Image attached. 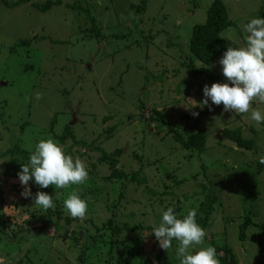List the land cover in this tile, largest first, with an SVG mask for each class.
Instances as JSON below:
<instances>
[{
	"label": "rangeland",
	"instance_id": "rangeland-1",
	"mask_svg": "<svg viewBox=\"0 0 264 264\" xmlns=\"http://www.w3.org/2000/svg\"><path fill=\"white\" fill-rule=\"evenodd\" d=\"M46 1L11 8L0 3L4 264H116L118 258L154 264L160 251L180 264L177 242L161 249L152 225L168 207L178 217L196 209L202 218L200 204L212 195L217 203L200 247L213 242L225 246L235 264H264V164L257 159L264 154V122L256 124L250 112H225L210 100L209 106L194 105L204 99V85L226 82L219 64L223 54L210 67L214 80L192 81L185 68L192 29L204 23L214 1L225 6L231 22L221 38L227 47H244L243 26L264 18V0H145L141 15L134 10L142 0H58L60 6L44 13L32 5ZM70 4L81 11L68 9ZM38 92L42 98L36 100ZM257 107L264 113V105L253 102ZM67 128L86 146L70 140L60 144L49 133L60 136ZM185 129L206 136L202 155L182 149L169 133ZM223 129H240L255 147L238 149L224 139ZM49 138L84 161L88 179L64 189L40 188L30 180L32 196L24 198L17 173L27 161L17 153L2 154L17 145L29 158L36 143ZM97 148L106 155L122 150L117 168L128 175L126 181H107L108 167L97 162ZM132 173L144 184L129 181ZM37 191L52 195V209L45 212L34 204ZM73 191L88 204L83 221L63 207ZM245 217L251 224L239 240ZM124 225L139 229L128 232ZM113 227L120 229L117 235Z\"/></svg>",
	"mask_w": 264,
	"mask_h": 264
},
{
	"label": "clouds",
	"instance_id": "clouds-1",
	"mask_svg": "<svg viewBox=\"0 0 264 264\" xmlns=\"http://www.w3.org/2000/svg\"><path fill=\"white\" fill-rule=\"evenodd\" d=\"M243 30L246 33V45L227 47L219 60L226 82L204 85V99L199 105L194 101V105L209 106L210 100L213 105H223L225 112H250V119L260 124L264 122V113L259 107L253 108V102L264 105V18L250 19ZM41 98V93L35 94L36 100ZM191 114L193 117L199 115L198 112ZM257 159L260 164H264V154ZM17 175L23 186L21 196L29 198L32 196L30 180H34L40 188L55 186L57 189H64L83 184L88 179V170L79 156L73 158L66 154L63 145L49 138L36 143L28 164L21 165V171ZM34 204L46 212L54 207L53 197L46 192L37 191ZM63 207L68 215L80 221L84 220L88 210L87 202L76 191L67 196ZM196 216V209H190L186 215L178 218L174 209L168 207L162 212L159 224L152 225V234L163 250L168 251L172 248L173 241L177 242L175 255L180 264H220L215 247H200L207 233L197 223ZM0 264H4L2 258Z\"/></svg>",
	"mask_w": 264,
	"mask_h": 264
},
{
	"label": "trees",
	"instance_id": "trees-1",
	"mask_svg": "<svg viewBox=\"0 0 264 264\" xmlns=\"http://www.w3.org/2000/svg\"><path fill=\"white\" fill-rule=\"evenodd\" d=\"M29 2V0H17L16 2L10 4L6 0H0V3L5 7L11 8L14 6L22 5ZM146 1L142 0L140 5L136 6L134 10V15H141L146 7ZM33 7L40 12L49 11L52 6H60V1H50L47 0L44 4H32ZM66 7L70 10L81 11L80 8L75 6V4L66 5ZM231 25V22L228 18L227 10L225 6L220 1H214L206 12V18L203 24L195 25L192 29L191 37L189 40L188 46V56L186 60L188 63L185 68L186 75L192 80L195 81L200 77H205L207 79L214 80L217 76H214L210 67H212L218 58L226 51L227 42L221 38V33L228 29ZM194 62H198L200 67L197 68L194 66ZM190 84V83H189ZM159 120H163L158 112H154ZM53 122L50 126H53ZM52 134L53 139L60 144H64L65 141L70 140L76 146L85 147L86 144L77 142L73 139V135L70 131L65 129V131L57 136L53 132H49ZM170 134L173 135L174 141L184 150H189L197 153L198 156L202 155L205 151L206 144V136L199 130H184L183 134H179L177 132L169 131ZM222 136L227 141L233 143L238 149L241 150H249L251 151L255 144L252 140L244 139L242 137V133L240 129L229 130L223 129ZM97 151L100 153V157L97 162L99 164H105L108 167L109 174L107 176V181L113 182V180L126 181L128 179V175L123 172L121 169L117 168L118 159L122 155V150H115L113 153L106 155V153L97 148ZM15 153L20 154L27 163L29 162V158L26 153L18 148V146H13L9 150L6 151L4 156H12ZM129 181H133L138 185L144 184V181L138 177L137 173H132L130 175ZM120 196V195H119ZM217 203V197L212 195V197L207 196L200 204L201 212L203 213V217H196L197 223L204 229L209 225L208 219L213 212L214 204ZM182 218V217H178ZM251 221L249 217H245L241 227L239 228V240H243L245 237V231L250 226ZM107 228L111 229L110 222L107 224ZM128 230V232H135L139 228H131L129 229L126 225L123 226ZM4 227L0 225V232H4ZM141 229V228H140ZM146 229H150L147 227ZM120 232V229L114 228L111 233L117 235ZM213 247H215L217 251V258L220 261V264H235L232 254L225 246L218 247L213 242L211 243ZM79 260L82 259V255L78 256ZM128 258H118L116 260V264H129ZM154 264H179L176 260L170 259L167 255H165L162 251H160L156 257Z\"/></svg>",
	"mask_w": 264,
	"mask_h": 264
}]
</instances>
